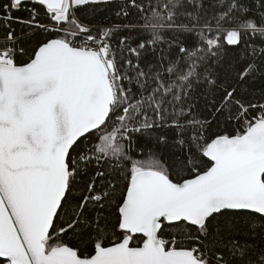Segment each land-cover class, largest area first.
<instances>
[{
    "label": "snow or ice",
    "instance_id": "6c2138e0",
    "mask_svg": "<svg viewBox=\"0 0 264 264\" xmlns=\"http://www.w3.org/2000/svg\"><path fill=\"white\" fill-rule=\"evenodd\" d=\"M0 31V264H264V0H0Z\"/></svg>",
    "mask_w": 264,
    "mask_h": 264
},
{
    "label": "trees",
    "instance_id": "16d2710c",
    "mask_svg": "<svg viewBox=\"0 0 264 264\" xmlns=\"http://www.w3.org/2000/svg\"><path fill=\"white\" fill-rule=\"evenodd\" d=\"M205 4L207 6L208 0H205ZM33 7H34L33 4L28 3L26 7L22 8L20 11L13 12L12 15L21 17L23 19H28L29 10ZM37 11L40 13L39 19L47 22V17L44 15V10L37 6ZM116 11H117V8L115 7V5L99 6L97 9H93L89 6H83L82 8L77 10V16L80 17L81 19L86 18L88 22L101 25V26L110 27L116 23L126 22L124 19L118 18L116 16ZM136 19L137 17H136L135 12H133V15L127 18L128 21H133V22H135ZM181 21L187 22V20L184 18H180V20H178L177 22L179 23ZM13 27L16 28L18 33L21 32V30L23 29V26L19 24H13ZM24 30L26 31V29ZM2 34H3L2 31H0V35ZM121 35H123V33ZM141 38L142 37L139 35H134L133 42ZM170 38H171V35H169V39ZM181 38L184 39L186 46L199 43V37H197L194 33L187 34L186 39H185L184 34H181ZM257 47H259L258 44H257ZM247 91H248L247 98L259 100L260 97L264 95V77H258L257 79L251 81L247 85ZM168 154L169 153L167 150L161 151L162 158H166Z\"/></svg>",
    "mask_w": 264,
    "mask_h": 264
}]
</instances>
